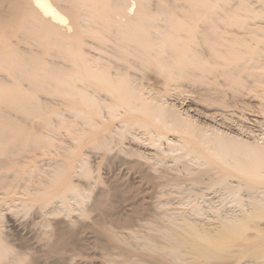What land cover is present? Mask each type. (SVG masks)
<instances>
[{
	"label": "bare ground",
	"instance_id": "obj_1",
	"mask_svg": "<svg viewBox=\"0 0 264 264\" xmlns=\"http://www.w3.org/2000/svg\"><path fill=\"white\" fill-rule=\"evenodd\" d=\"M180 1L174 4L171 0H0V22L17 29L21 33V36L17 34L20 42L29 38L24 43L28 45L27 49L12 45L15 41L5 44V59L10 61H3L0 66L5 67L11 80L2 78L0 84L9 86L5 90L13 89L5 96L13 109L14 106H30L28 112L20 108L26 119L49 113L48 108H53L54 114L63 121L83 119L72 121L74 130L79 133L71 135L77 142L74 146L78 147L84 136L90 138L93 150L104 148L105 157L110 162L115 161L117 166L119 164V169L122 166L126 171L133 170L128 175L132 180L139 178L141 181L142 177L136 176V171L145 165L151 167L150 160L155 157L160 159L167 153L185 148L191 152L199 151L191 144L196 137L200 145L208 148L210 158L226 165L229 171H217L219 175L213 180V184L217 182L225 186V194L215 195L216 199L204 196L177 199L180 206L173 207V210L162 209L156 214L161 223L157 222L158 227L153 232L143 235L130 232L131 239L135 237L139 243L137 245L133 240L134 246L137 245L135 249L146 252L141 253L139 259L129 257L120 264H242L240 259L243 257L253 264H264V145L255 140L247 142L238 135L220 130V127L198 121L196 112L201 110L177 106L178 97L192 98L191 94H185L193 90L189 86L212 81L214 84L210 86L217 87L209 90L213 91L210 92L212 95L219 94L220 98L213 97L215 102L221 103L220 108L236 107L242 103L241 109L245 114L248 112L249 119L264 125V0ZM2 10L6 13H1ZM34 46L36 48H32ZM226 94L232 98L231 104L223 103V95ZM247 97L256 99V104L250 107V103L246 108ZM217 109L203 114V117H214V113L219 111ZM193 110L196 112L190 114ZM14 126L5 131L7 141L2 142L0 150H6L2 155L7 158H2L6 160L3 162L0 160V168L8 166L9 159H14L13 155L45 146L43 137H55L48 133L38 134L24 125ZM201 127L214 128L215 133H202ZM247 128L244 131L251 133L252 128ZM59 136L56 137L58 141L62 140ZM263 138L261 136L260 140ZM184 154L187 155L186 152ZM86 160L84 157L77 162L89 176V161ZM63 167L51 178V186L62 185L63 192H69L77 199L75 196L82 194L78 185H82L66 179ZM12 171L14 173L15 170ZM217 172L214 171L215 174ZM202 174L200 176L205 175ZM156 177L161 179L164 173ZM173 180L168 179L167 182ZM234 181L236 183L233 184ZM96 196L95 200L92 199L91 204L94 203L95 207L92 209L100 210L105 194ZM58 231L51 243L52 252L67 244L64 237L67 231ZM5 255L6 246L0 242V264L20 263L18 258L10 263L8 258V263L5 262Z\"/></svg>",
	"mask_w": 264,
	"mask_h": 264
},
{
	"label": "rangeland",
	"instance_id": "obj_2",
	"mask_svg": "<svg viewBox=\"0 0 264 264\" xmlns=\"http://www.w3.org/2000/svg\"><path fill=\"white\" fill-rule=\"evenodd\" d=\"M171 1L174 4H178L182 2L180 0H171ZM1 13L4 14L6 12L5 10H2ZM13 29L14 28H12L11 26L0 22V64L3 61L4 62L7 60L10 61V59H7V60L5 59L7 55L5 51L6 50L5 44H10L11 42L15 41L14 43H11V44L12 45L15 44L20 49L29 48L28 45L26 46L24 44L25 42L26 43L28 42L29 38L28 37L24 38L25 40L23 39L20 42V40L17 39V37L21 36V33L17 32L18 31L17 29H14L15 31ZM32 48H36V46ZM28 51L31 52L30 49ZM3 54L4 56H2ZM15 70L20 72L19 69L17 68ZM2 78L4 80H7V79L11 80V76H8V74L5 71L4 66L2 67L0 66V80H1L0 82L3 81ZM198 83L199 84L201 83V84L197 85ZM198 83L194 84L195 86H189V88L191 87L194 91L192 90L189 93H185V94H191L192 98H190V96L188 97L181 96L182 99L184 98V100H182L181 97L174 95L178 97V102H177L178 108H180L179 106H182V108H184V106L185 108L187 106H191L190 107L191 109H198L199 111L201 110L200 113L196 112L195 110L189 113L191 114L193 112H196L197 115L199 116V119L197 120L201 122L205 121V124L207 125L210 124V126H214L217 128L220 127L221 128V129L219 128L220 130L230 133L231 135H235V136L238 135L237 136L238 138H242L243 140H246L247 142L252 143L251 141L255 140L258 142L259 145L261 146L264 145V138L260 140L261 136L264 137V125H262L263 126L262 127L261 124L259 125V123L256 124L253 121H251L249 119L250 116L248 115V112L247 114H245L246 113L245 110H243V108L241 109L242 103H238L240 106L236 104V107L229 106L227 108H220L221 106L219 104L221 103L215 102L216 96L220 98L219 94L212 95L213 93H210V92H213V91L209 90V88H213L217 86L216 85L210 86L214 84L212 81H209V83H205V85L203 84L204 82H198ZM202 84L205 86V89H203L204 92L202 91V88H204ZM196 85H197V88H195ZM7 87L9 86L7 85L3 86L0 84V126H1L0 127V132H1L0 137L1 136L5 137V138H2V137L0 138V147L2 145V142L7 141L6 140L7 132L5 134V131L14 125H15L14 127H17L19 124L20 126H23V125L25 126L28 124L25 127H27L29 130H32L33 132H36L42 135L43 134L47 135L48 133V135L53 134L55 136V137H51V139L47 137H43L44 141L46 140L44 143L45 146H42L39 149L35 147L34 149H31V151L29 150L28 152H22V153L20 152V154H18L19 156L13 155L12 156V158H14L13 161L9 159L10 164L6 166L5 168H2V167L0 168V175L4 176V174H6L5 175L6 177L4 176V179H2L3 177L0 176L1 178V181H0V222H1L0 223V242L6 246V255L4 257V260L7 263L9 261L8 258H10L9 263L12 262L14 258L20 259L19 264H120L122 262H125L129 257L133 259H139L141 257V253L146 252V250L143 249L142 250L143 252H140L135 249V247L139 243L137 244L138 241L136 240L135 237L131 239L130 232L132 233L135 232V234L140 232V234L142 235L144 233L149 234L153 232L154 229L158 227L157 226L158 223H161L160 220L157 219L159 217H157L156 214L160 213L162 209L168 210L171 208L170 210H173L175 207L180 206V203H178V201L180 199H183L184 197L186 198V197L192 196L193 198H195L199 196H202V197L204 196V198L206 197V198L216 199L218 196H222L223 193L225 194V190L223 192V189L225 186L222 184H218L217 182L213 184V180L214 178L216 179L218 177L219 173H225L226 171H229V170L226 169V165L218 163L213 158H210L208 151H207L208 148L205 149L202 145H200L197 137L193 139V142L191 144L194 147H197L193 149H198L199 151L191 152L189 148H185L180 151L167 153L162 158L160 157V159L158 157H155L150 160V164L152 165L151 167L148 168V166L145 165L146 168L142 166L141 168H139L138 171H136L137 172L136 176L139 177L140 175L142 177V180L141 181L138 180L139 178L132 180L130 179L128 175H129V172H132L133 170L126 171L124 168H122V166H120V169H119V164L117 166V164H115V161L111 160L110 162L109 161L110 159L105 157L104 148H100V149L97 148V150L95 149L93 150L92 146H90L91 145L90 138L88 137L84 138L85 137L84 136L78 143V147L74 146L75 143L77 142L72 140L71 135L73 134V132L76 134H79V133L74 130L75 123H73L72 121L79 122L80 120H83V119H65L63 121L62 119H59L54 114L52 110L53 108L46 109V110H50L49 113H45L43 115H37V116L32 117L31 119L30 118L26 119L27 116H23L24 115L23 113L24 111L26 112L27 110L30 111L31 110V108H29L30 106H26L22 108L20 106H14V109H13L12 104L6 99L7 94L9 92H12L13 89L9 88L8 90H5ZM196 94L198 96H196ZM206 94L210 95L211 97ZM207 97H210V99H208L209 102L207 100ZM204 99H206V101ZM231 99L232 98H229L227 94L223 95V103L225 104L230 103V102L232 103ZM246 102H247L246 106H248L246 108H249L250 103H251L250 107L256 104V99L251 98L250 100V97H247ZM3 108H5L4 111H3ZM20 108L23 109L24 111L21 110ZM215 108L216 109L218 108L217 110H219L217 111V113H214L215 116L212 118L209 116L207 117L204 116L205 117L204 119L203 114L212 113L214 112L213 109ZM1 110L3 112H1ZM219 113H220V116H218ZM16 115L18 116L20 115L19 117L22 119L19 120L20 118L18 116L16 117ZM53 116L55 117L53 118ZM194 117H197V116L194 115ZM245 117L246 119H244ZM262 117L264 118V114L262 115ZM49 118H50V122H49ZM224 118H226V120ZM27 120L29 123L27 122ZM51 121L52 123L53 122L55 123L52 124ZM206 121L208 122L206 123ZM16 122H19V123H16ZM56 122H58L57 124L58 125L60 124V125L56 126ZM36 123L38 124L37 126H35ZM32 124H35V125L33 126ZM242 126H244V128L246 126L248 128L251 127L252 129L251 128L250 129L252 131L251 132L252 134L251 133L247 134L248 131H244V128ZM33 127L34 129L36 128V130H34ZM201 128L202 130L200 132L202 133L204 131H208L209 134L215 133L214 128H211V127H207V128L201 127ZM241 128L242 130H240ZM50 129L51 131H49ZM45 130L46 131L48 130V132H45ZM259 131L261 132V134ZM253 134H255L256 136ZM58 136L62 140L58 141L56 139V137ZM239 146H241V144H239ZM24 148L25 147H23L22 150ZM2 152H6V150L4 151L0 150L1 162L6 161L4 159L7 158L6 156L5 157L3 156L4 153ZM99 152H102V153H99ZM185 152L187 153V155L184 154ZM83 155H88V156H83ZM178 155L179 157H177ZM121 156L124 157V155H121ZM81 157L82 158L85 157V160L88 158L86 162L87 161L90 162V163L87 162L89 176H86L83 169L78 167V162L79 160L82 159ZM173 157H177V158H173ZM2 158L4 159L2 160ZM166 158H169V159H166ZM18 161L21 163L18 164ZM154 163L156 164L154 165ZM203 163L204 165H202ZM55 164L56 166H53ZM163 164H164V168H163ZM185 164L188 166H186ZM59 165H61L60 167L64 166L63 168H65L66 179H68L71 182L73 181L74 183H76V185L78 184L82 185V186L80 185L78 186L81 188V193H82L81 195H83L84 198H82V196L80 195L78 197L75 196L77 198L75 199L71 195V193L63 192L62 185L57 186V187L51 186V183H52L51 178L55 177L59 173V170H58L60 169ZM153 166L157 167L158 170L160 171L158 172V170H155L157 168L153 169L152 168ZM191 167L194 168L195 171ZM182 168L184 169L182 170ZM92 169H94V171H92ZM12 170H15L14 173ZM80 170H82L83 172ZM214 171L215 173L217 171L219 173L217 172V174H215ZM161 172L164 173V177L159 179L156 177V175H158ZM200 172H202L203 174L205 173V175L200 176L202 174V173L200 174ZM51 173H54V174H51ZM150 173L151 175H149ZM80 174H82L83 176L85 175V176L82 177V175ZM9 175L10 177H7ZM195 175H198V176L195 177ZM208 175L211 178L212 177L213 178L211 179ZM18 177H19V181H18ZM29 177L30 179H27ZM198 177L199 179H197ZM167 178L168 179L173 178L175 181L173 180L171 182H167L168 180ZM178 178H181V179L178 180ZM206 178L211 179V181L210 180L208 181V179ZM26 180L28 182L25 183ZM4 182L6 183V185ZM7 182H10L8 183L9 185L7 184ZM227 182H231V181L228 180ZM232 183L234 184L236 182L234 181ZM10 184L11 185L14 184V185L11 186ZM171 184L174 187H172ZM178 184H181V185H178ZM1 185H5V186H1ZM15 185L17 186L15 187ZM198 189H200L201 191ZM244 189L245 188H243V190ZM164 190L165 192L167 191L169 193L166 192L165 194ZM191 190H193V192ZM243 190H241L242 191L241 193L243 195H246V192ZM179 191L181 192V194ZM95 194L96 195L99 194L97 196H100V194L102 195L105 194L104 198L106 201L104 200V203L101 208L102 210L100 209L101 211L98 209H97L98 211L96 209H92L94 207V203L93 204L91 203L93 202V200L96 199ZM197 199L199 201L201 200V198L200 199L197 198ZM77 200H79V202H76ZM170 201H172V203ZM167 202L169 203L166 204ZM175 203H177L178 205H176ZM78 204H81V205H78ZM84 206H86L88 210ZM83 210H84V213L81 212ZM103 210L106 211L105 214ZM184 210H187V208H184ZM107 211L109 212L108 214H107ZM57 229L67 231L66 232L67 235L64 236L67 241V244L65 247L59 249L58 251L52 252L50 251V247L52 245L51 243H53L54 239L56 238L58 234L57 232H59ZM107 231L112 235L110 238H109L110 234L108 235ZM111 232L112 233L114 232L116 236L114 237V234H112ZM133 240L136 241V244H137L136 246H134L135 242ZM127 241H129V243ZM124 242H127L128 244ZM21 256H24V257H21ZM240 262L242 264H253L254 263L251 261L249 262L247 257L241 258Z\"/></svg>",
	"mask_w": 264,
	"mask_h": 264
}]
</instances>
